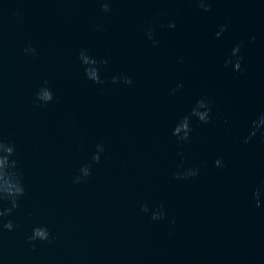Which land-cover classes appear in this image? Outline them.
I'll return each instance as SVG.
<instances>
[{
	"label": "water",
	"instance_id": "95a60500",
	"mask_svg": "<svg viewBox=\"0 0 264 264\" xmlns=\"http://www.w3.org/2000/svg\"><path fill=\"white\" fill-rule=\"evenodd\" d=\"M103 2L0 0V137L25 187L4 217L16 227L0 231V264H264V127L244 143L264 115V0H210L208 12L197 0ZM241 42L234 71L225 60ZM82 49L107 61L103 83L86 77ZM121 75L132 84L112 82ZM45 81L54 99L38 106ZM200 99L211 119L192 117L178 142L173 129ZM97 144L100 162L73 183ZM37 226L52 242L33 248Z\"/></svg>",
	"mask_w": 264,
	"mask_h": 264
},
{
	"label": "clouds",
	"instance_id": "9594fccd",
	"mask_svg": "<svg viewBox=\"0 0 264 264\" xmlns=\"http://www.w3.org/2000/svg\"><path fill=\"white\" fill-rule=\"evenodd\" d=\"M198 6L203 9L205 12L211 10L210 0H197ZM102 10L104 12H109L110 4L108 2L102 3ZM168 28H175V23H169L167 25ZM228 25H221L219 31L216 32L217 38H219L222 33L227 31ZM149 40H152L153 45H156L158 41L154 39V31L149 30L146 33ZM252 41L255 40V37L251 38ZM242 47V42L236 44L231 51V54L228 59L225 60V67L228 65L233 66L234 71L241 70V63L243 61V57L240 55V50ZM25 55L35 56L36 49L31 45L26 46L23 49ZM79 60L81 63L87 67H85V75L86 77L97 83L101 84L103 81L101 80L99 69L96 67L99 63H107V61H98L96 58L91 57L87 54V50L82 49L79 53ZM113 83L123 82L124 84H132V79L127 75L121 76H113ZM182 85H177L176 89H173V93H175ZM54 99L53 92L50 87L47 86V81L44 82V86H42L38 92L36 93L34 103L37 105H46L52 102ZM211 111L212 106L211 103L206 99H200L196 102L195 106L192 108L189 115L184 116L180 122L173 129V135L177 138L178 142H188L190 140V134L192 132L191 128V118L196 117L201 123H208L211 119ZM264 127V115H261L257 120L252 122V128L249 132V135L244 139V143H249L253 137L257 135V132ZM104 152L103 144L96 145V151L91 157V162L82 166L79 169V175L73 178V183L79 184L89 178L91 176V167L92 164L99 163L101 159V153ZM15 146L6 142L2 137H0V201H8L11 207L8 208H0V231L8 230L12 231L16 227L15 223L12 220H4V217L10 216L13 210L20 207L19 200L21 197L25 195V187L23 183V173L18 167V161L13 159L15 156ZM216 167H223V160L217 159L215 161ZM183 167V165H181ZM199 173L198 168L187 169L183 172H176V179H188L190 177L196 176ZM256 199V206L260 207L259 196L260 192L254 194ZM141 211L144 213H148L150 211L147 204L141 206ZM165 211L163 205H160L157 210L152 211L151 219L162 220L165 218ZM43 241L47 243H51V234L46 226H37L33 228L32 234L28 237V242L34 248V241Z\"/></svg>",
	"mask_w": 264,
	"mask_h": 264
}]
</instances>
